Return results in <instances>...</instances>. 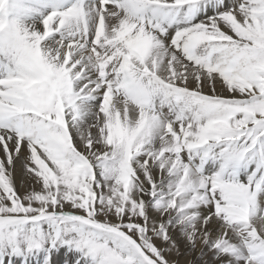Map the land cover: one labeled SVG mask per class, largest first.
I'll use <instances>...</instances> for the list:
<instances>
[{"label": "snow or ice", "instance_id": "snow-or-ice-1", "mask_svg": "<svg viewBox=\"0 0 264 264\" xmlns=\"http://www.w3.org/2000/svg\"><path fill=\"white\" fill-rule=\"evenodd\" d=\"M0 264H264V0H0Z\"/></svg>", "mask_w": 264, "mask_h": 264}, {"label": "bare ground", "instance_id": "bare-ground-1", "mask_svg": "<svg viewBox=\"0 0 264 264\" xmlns=\"http://www.w3.org/2000/svg\"><path fill=\"white\" fill-rule=\"evenodd\" d=\"M66 258H67V257L64 256V255H61V256L57 257V259H58L59 261H63V260L66 259Z\"/></svg>", "mask_w": 264, "mask_h": 264}]
</instances>
